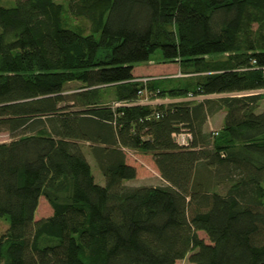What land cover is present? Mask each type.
I'll use <instances>...</instances> for the list:
<instances>
[{
	"label": "trees",
	"instance_id": "obj_1",
	"mask_svg": "<svg viewBox=\"0 0 264 264\" xmlns=\"http://www.w3.org/2000/svg\"><path fill=\"white\" fill-rule=\"evenodd\" d=\"M65 11L0 6V134L11 138L0 264H261L264 34L245 33L264 26V0H68ZM159 50L185 79L137 80ZM143 91L176 101L136 104ZM221 110L222 129L207 130ZM182 131L187 148L173 138ZM128 151L151 154L164 184L127 186ZM41 197L53 214L36 220Z\"/></svg>",
	"mask_w": 264,
	"mask_h": 264
},
{
	"label": "rangeland",
	"instance_id": "obj_2",
	"mask_svg": "<svg viewBox=\"0 0 264 264\" xmlns=\"http://www.w3.org/2000/svg\"><path fill=\"white\" fill-rule=\"evenodd\" d=\"M16 1L17 0H0V6L6 7V8H11V7L15 6ZM55 1L59 4L65 5V8H66L65 15H66L68 13V0H55ZM252 12L254 13V11H252ZM65 19H66V24L68 26L73 27V28H75L81 32L88 33V31H89V23L88 22H86L84 20H75V19L69 17L68 15L65 16ZM261 33L264 34V26L262 27L257 22H254L251 25L250 30L245 34L246 35H260ZM223 57H225V56H223ZM162 58H163V55H162V52L160 50L157 51L151 57V59H153L155 61H160ZM155 77H161V76H155ZM155 77L140 76V77H137V80L140 81L139 79L149 78L150 79L149 81H151L152 79H157ZM177 77H179L178 79H185V78H183L184 76H182V75L180 76V73L177 75ZM197 80H199V79H194V81H196V82H197ZM164 83L167 84V82H164ZM78 85H79L78 83H70L67 85L66 90L68 92H70V91L74 92L76 90V88H78ZM146 93L148 95L149 100L162 101L163 102L162 104H169V103L176 101V100H172L170 98L157 99L156 96L151 95L147 91H146ZM146 93H145V95H142L143 97H140L139 99L141 100L144 97H146ZM109 97L110 96L108 95L107 98L110 100L111 97L110 98ZM213 98H216V97H213ZM157 104H159V103L156 102V105ZM152 105H155V104H152ZM259 109L260 110L264 109V99H262V101L260 102V108ZM219 124H220L219 123V117L216 119V122L214 121V119L213 120L209 119L208 123H207V127H208V129L213 128L214 129L213 131H217V127L219 126ZM10 141H11V138L7 133H1L0 134V143H8ZM84 150L87 152L86 153L87 160L89 161L90 164H92L91 165L92 171H93V175L95 176V180H96L97 184L105 185V178L102 175V173L100 172L99 168L97 167L93 157L88 152V147L85 146ZM127 162H128V164L136 167V169H137L136 179L126 182L125 184L127 186H159V185L164 184V182L160 176V173L154 164V161H153L151 154H146V153H142V152H138V151H128L127 152ZM52 214H53V210H52L50 204L45 199V197H41L40 202H39V206H38V209L36 212V216H35L36 220L49 217ZM2 225H3V230L8 228V223L6 222V220L3 221ZM198 235L206 243H209V240L204 233L199 232ZM189 256H190V254H189ZM188 257L185 260L179 261L177 264H189Z\"/></svg>",
	"mask_w": 264,
	"mask_h": 264
},
{
	"label": "crops",
	"instance_id": "obj_3",
	"mask_svg": "<svg viewBox=\"0 0 264 264\" xmlns=\"http://www.w3.org/2000/svg\"><path fill=\"white\" fill-rule=\"evenodd\" d=\"M181 72V68L179 64H166L164 63L163 59L160 61H155L151 59L149 62L142 63L135 65L134 70V76L140 77V76H161V77H155V78H166V79H178L177 75ZM181 74V73H180ZM226 112L224 110H221L212 116L209 117V119H214L216 122V119L219 117V126L217 127V130L222 129L224 125V119H225ZM207 130L213 131V128L206 127Z\"/></svg>",
	"mask_w": 264,
	"mask_h": 264
},
{
	"label": "built area",
	"instance_id": "obj_4",
	"mask_svg": "<svg viewBox=\"0 0 264 264\" xmlns=\"http://www.w3.org/2000/svg\"><path fill=\"white\" fill-rule=\"evenodd\" d=\"M181 76V74H180ZM140 82H143L144 84H147L149 82V78H146V79H139ZM146 91H143V92H140V97H143L142 95H145ZM207 97H204V96H200V97H194V96H190L188 99H185L186 101L187 100H204L206 99ZM159 103V104H162L163 102L162 101H157V100H149L148 98V95L146 93V97H144L143 99H139L137 101L136 104H139V105H152V104H156V102ZM173 138L175 140V142L181 146V147H189L191 145V142H192V135L191 133L189 132H186V131H182V132H178V133H174L173 134Z\"/></svg>",
	"mask_w": 264,
	"mask_h": 264
},
{
	"label": "water",
	"instance_id": "obj_5",
	"mask_svg": "<svg viewBox=\"0 0 264 264\" xmlns=\"http://www.w3.org/2000/svg\"><path fill=\"white\" fill-rule=\"evenodd\" d=\"M261 264H264V261Z\"/></svg>",
	"mask_w": 264,
	"mask_h": 264
},
{
	"label": "bare ground",
	"instance_id": "obj_6",
	"mask_svg": "<svg viewBox=\"0 0 264 264\" xmlns=\"http://www.w3.org/2000/svg\"><path fill=\"white\" fill-rule=\"evenodd\" d=\"M89 155V154H88ZM87 156V155H86ZM92 165V164H91Z\"/></svg>",
	"mask_w": 264,
	"mask_h": 264
}]
</instances>
